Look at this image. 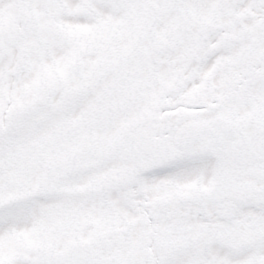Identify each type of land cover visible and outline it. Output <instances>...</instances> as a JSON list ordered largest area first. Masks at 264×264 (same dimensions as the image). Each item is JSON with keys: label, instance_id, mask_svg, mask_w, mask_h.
<instances>
[{"label": "snow or ice", "instance_id": "obj_1", "mask_svg": "<svg viewBox=\"0 0 264 264\" xmlns=\"http://www.w3.org/2000/svg\"><path fill=\"white\" fill-rule=\"evenodd\" d=\"M0 264H264V0H0Z\"/></svg>", "mask_w": 264, "mask_h": 264}]
</instances>
